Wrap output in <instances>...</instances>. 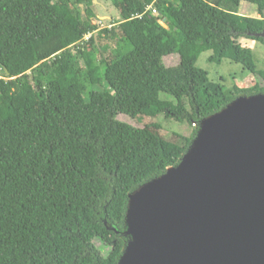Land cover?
Wrapping results in <instances>:
<instances>
[{
    "label": "trees",
    "instance_id": "obj_1",
    "mask_svg": "<svg viewBox=\"0 0 264 264\" xmlns=\"http://www.w3.org/2000/svg\"><path fill=\"white\" fill-rule=\"evenodd\" d=\"M111 2L120 20L100 32L94 0L0 8V264H118L129 195L180 163L202 120L264 94L257 82L227 87L196 66L211 50L210 61L230 59L264 81L258 54L239 42L264 43V19L251 29L234 9L252 3L264 18V0ZM119 39L91 87L94 53ZM170 54L177 66L166 65ZM171 121L191 132L166 128Z\"/></svg>",
    "mask_w": 264,
    "mask_h": 264
},
{
    "label": "water",
    "instance_id": "obj_2",
    "mask_svg": "<svg viewBox=\"0 0 264 264\" xmlns=\"http://www.w3.org/2000/svg\"><path fill=\"white\" fill-rule=\"evenodd\" d=\"M199 125L180 163L129 195L118 264H264V94Z\"/></svg>",
    "mask_w": 264,
    "mask_h": 264
},
{
    "label": "rangeland",
    "instance_id": "obj_3",
    "mask_svg": "<svg viewBox=\"0 0 264 264\" xmlns=\"http://www.w3.org/2000/svg\"><path fill=\"white\" fill-rule=\"evenodd\" d=\"M5 0H0V8ZM74 1V0H72ZM74 7H76L74 5ZM78 8L81 10L83 15H86L85 8L83 6H78ZM236 11H238L240 14L246 15L248 17L249 26L251 29H253L256 25L260 23L261 20H263L262 14H260L257 10V6L252 3H241L238 7L236 6L234 8ZM93 10L96 14V18L94 19V22L97 23L100 27L96 32H100L105 27H111L114 25L117 20H120V14L119 11L114 7L111 0H94V7ZM93 33L95 36L97 33ZM91 36V34H87L84 36V39H87ZM121 39L119 40H108L103 43V49H101L100 52H95L94 57L97 61V66L95 72H92L90 74L91 76V87H94L98 83V77L101 75L102 66L99 64V60L102 57H109L111 54L116 53L118 49H120L121 46ZM239 42L248 48H251L254 52H256L261 60L260 67L264 66V43L247 38V37H240ZM212 54L211 50L204 51L198 58L196 62V66L199 68L204 69L208 73V77L210 80L215 82H220L224 84L227 87H231L234 84L239 85L240 87H249L252 86L254 83H258L261 86H264V81L259 75H253L248 70H245L242 64L234 62L230 59H223L220 63H216L213 61H210L209 57ZM165 63L167 66H177L180 58L178 54H170L167 55L165 58ZM109 97H112V94L109 95ZM161 99H169L168 94L163 93L161 95ZM156 104H158L160 107H167L170 109H175L176 107L171 104L168 100H154ZM200 126V125H199ZM165 127L174 130L180 133H190L191 127L187 123H180V122H167L165 123ZM128 238L126 247L130 243L131 239L133 241V238H131V235H127ZM99 243H101L99 241ZM97 244L98 246L100 244ZM103 254H107L109 251V248L106 246H101V249Z\"/></svg>",
    "mask_w": 264,
    "mask_h": 264
},
{
    "label": "built area",
    "instance_id": "obj_4",
    "mask_svg": "<svg viewBox=\"0 0 264 264\" xmlns=\"http://www.w3.org/2000/svg\"><path fill=\"white\" fill-rule=\"evenodd\" d=\"M154 11H156V10H154ZM161 23L164 24V21L162 20ZM164 25H165V24H164Z\"/></svg>",
    "mask_w": 264,
    "mask_h": 264
}]
</instances>
